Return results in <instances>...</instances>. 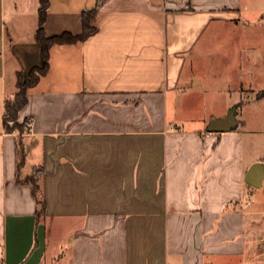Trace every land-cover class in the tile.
Returning <instances> with one entry per match:
<instances>
[{
	"label": "crops",
	"instance_id": "obj_1",
	"mask_svg": "<svg viewBox=\"0 0 264 264\" xmlns=\"http://www.w3.org/2000/svg\"><path fill=\"white\" fill-rule=\"evenodd\" d=\"M40 1L0 0V264H264V211L245 182L264 161V125L243 109L225 132L169 115L201 85L212 44L237 52L243 0H49V37L81 35L90 10L97 30L50 48L19 116L32 120L23 174H43L37 224L3 116L18 69L44 66ZM248 59L253 78L234 89L257 95L264 59Z\"/></svg>",
	"mask_w": 264,
	"mask_h": 264
},
{
	"label": "rangeland",
	"instance_id": "obj_2",
	"mask_svg": "<svg viewBox=\"0 0 264 264\" xmlns=\"http://www.w3.org/2000/svg\"><path fill=\"white\" fill-rule=\"evenodd\" d=\"M240 15L243 26L236 32L240 38L236 44L237 52L231 53L229 49L224 52L219 44H212L211 58L197 66L201 85L191 90L189 94L192 97L182 100L178 107L169 106L170 116L180 115L182 121L179 124L183 129H208L213 119L226 117L234 109L237 112L246 110L250 126L257 128L264 125V101L256 107L245 108L247 103L256 102L257 95L234 89L238 80L252 77L247 66L248 58L259 56L260 61L264 59V0H243ZM225 54L229 57L226 63L232 65L230 68L223 63ZM261 63L257 76L260 88H264V62ZM254 190L255 198L259 199L257 204L264 211V193L260 194L259 188Z\"/></svg>",
	"mask_w": 264,
	"mask_h": 264
},
{
	"label": "trees",
	"instance_id": "obj_3",
	"mask_svg": "<svg viewBox=\"0 0 264 264\" xmlns=\"http://www.w3.org/2000/svg\"><path fill=\"white\" fill-rule=\"evenodd\" d=\"M49 9V0H41L38 12L39 27L35 33V41L41 45L44 58L43 67H34L26 79L22 68L18 69L16 74L17 91L13 95L6 96L3 123L7 133H15L17 135V151H18V172L17 182L20 185H30L32 194L36 201V223L40 224L46 216L47 202L43 192L42 172L39 170L37 174H23V168L26 164L27 149L25 146V134L29 133L27 122H19L21 111L28 103V89L38 84L41 77L47 74L49 69L50 48L54 44H63L68 42H76L94 34L97 30L94 23L96 10L83 12V32L79 36H73L70 33L49 37L45 30L44 24ZM258 99L264 98V90L257 94ZM239 125V124H238Z\"/></svg>",
	"mask_w": 264,
	"mask_h": 264
},
{
	"label": "water",
	"instance_id": "obj_4",
	"mask_svg": "<svg viewBox=\"0 0 264 264\" xmlns=\"http://www.w3.org/2000/svg\"><path fill=\"white\" fill-rule=\"evenodd\" d=\"M236 109L223 118L213 119L208 130L211 132L233 131L238 128ZM264 181V161L254 164L245 175V182L255 188H262Z\"/></svg>",
	"mask_w": 264,
	"mask_h": 264
},
{
	"label": "built area",
	"instance_id": "obj_5",
	"mask_svg": "<svg viewBox=\"0 0 264 264\" xmlns=\"http://www.w3.org/2000/svg\"><path fill=\"white\" fill-rule=\"evenodd\" d=\"M31 124H32V120L29 119V120H28V125H31Z\"/></svg>",
	"mask_w": 264,
	"mask_h": 264
}]
</instances>
